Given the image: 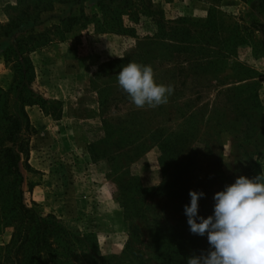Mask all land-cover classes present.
<instances>
[{"label": "rangeland", "instance_id": "obj_1", "mask_svg": "<svg viewBox=\"0 0 264 264\" xmlns=\"http://www.w3.org/2000/svg\"><path fill=\"white\" fill-rule=\"evenodd\" d=\"M58 1L0 0V148L20 96L29 150L21 180L0 162V264H40L20 198L72 234L57 264H187L209 249L189 191L206 218L217 191L264 170V0H128L108 23L99 0ZM22 38L26 73L10 52ZM130 62L174 86L167 104L135 107L117 81Z\"/></svg>", "mask_w": 264, "mask_h": 264}, {"label": "clouds", "instance_id": "obj_2", "mask_svg": "<svg viewBox=\"0 0 264 264\" xmlns=\"http://www.w3.org/2000/svg\"><path fill=\"white\" fill-rule=\"evenodd\" d=\"M119 87L139 109L167 104L174 92L171 84L158 83L151 65L130 62L118 73ZM184 206L190 232L207 235L209 249L188 257L187 264H264V170L249 178L240 175L234 183L214 194V211L198 215L203 191L190 190Z\"/></svg>", "mask_w": 264, "mask_h": 264}, {"label": "trees", "instance_id": "obj_3", "mask_svg": "<svg viewBox=\"0 0 264 264\" xmlns=\"http://www.w3.org/2000/svg\"><path fill=\"white\" fill-rule=\"evenodd\" d=\"M83 0H59V3H80ZM128 3V0H99L97 2L98 9L101 12V18L105 23L109 21H119V16L121 15V11L117 12L120 8L123 9ZM80 14L74 16H68L66 18H61L59 21L63 23L62 27L70 28L75 23L81 20L89 19V16L86 15L83 9H80ZM93 18H97L98 15L94 13L92 15ZM100 23L98 19H95ZM118 25V24H117ZM99 26H104V28L110 27L109 24H101ZM119 28L121 26L118 25ZM58 28V26H57ZM117 28V29H119ZM38 34L32 38V40L36 39ZM28 38H22L15 42L13 47L10 49V52L15 56V61L17 62V70L20 73H26L29 69L32 68L31 63L24 56L22 52V47L28 45ZM23 65L25 66V70L23 69ZM23 69V70H22ZM20 83H17V86ZM20 94V93H19ZM33 100L29 103H34L37 101L38 97L32 96ZM18 100L21 102V111L19 115H11V131L4 138L5 141L9 142L11 146H2L0 148V162L6 164L7 169L11 176H14L18 180H21L22 174L19 166V161L22 156L25 157V161L27 162L29 150H28V141L25 137H22V128L23 125H28V119L25 114L23 108V100L18 97ZM31 103V104H32ZM58 103V102H57ZM24 119V124H23ZM25 164L27 165V163ZM28 167V165H27ZM21 192V188H20ZM19 205L17 206V210L21 213L22 216H27V220L33 224L34 227V236L31 241V253L34 256H38L37 261L40 264H57L58 262V250H68L72 249L73 244L71 242V238H73L70 231L64 226L63 221L56 217L52 213L42 214L41 212H37L34 209H29L23 203L21 198L19 199ZM26 226H22L21 228H17V233L19 239L22 240L23 237L27 238ZM17 240V239H16Z\"/></svg>", "mask_w": 264, "mask_h": 264}]
</instances>
